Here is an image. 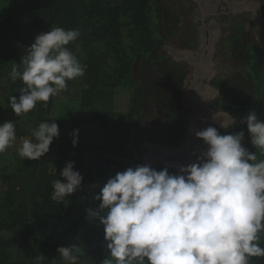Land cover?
Returning <instances> with one entry per match:
<instances>
[{
	"label": "rangeland",
	"instance_id": "obj_1",
	"mask_svg": "<svg viewBox=\"0 0 264 264\" xmlns=\"http://www.w3.org/2000/svg\"><path fill=\"white\" fill-rule=\"evenodd\" d=\"M115 1L108 0L109 3ZM148 1L151 6L148 24L150 29L162 32V46L158 56L168 58L170 79L166 84L163 83L160 96L151 100L154 113H149L147 109L140 118L131 115L113 140L115 131H107V127L109 123L112 127L115 120L105 125L91 123L85 141L108 148L110 154L118 156L128 167L150 165L157 170L167 167L170 172L178 174V166L195 162L197 156L204 151L203 141L196 138V131L209 126L218 131L221 120L227 127L233 123L232 118L223 111L224 107L240 110L245 115L255 110L264 120V59L260 62L258 72L255 73L252 69L256 61L254 49L258 46L264 48V0ZM88 8L89 0H0V11L4 12L6 21L15 27L16 32L14 40L9 37L0 40V124L13 122L21 129L15 145L0 154L2 241L10 240L18 231L4 205L3 177L29 165V160L19 157L17 149L22 138H29L34 118V110L17 117L9 107V97L19 98V90L24 87L20 80L13 82L10 73L39 34L50 32L54 27L63 28L59 25L62 17L52 16L50 10L67 12L70 19L68 26L79 31V38L68 47L84 69L86 60L92 56L106 72V79L98 89V101L93 110L126 115L132 108L131 100L136 95L135 85H130L126 78L118 80L121 84L115 85L117 79L106 53V44L91 36L93 29L102 21L100 18L90 19ZM125 11L118 14L120 40L130 61L138 55L134 44V38L138 40V36L131 32V14ZM202 18L205 19L210 36L201 24ZM13 47L16 50H11ZM154 69L158 71L159 68ZM83 78L84 76L68 81L66 91L50 98L48 115L63 118L68 126L76 117L85 114L79 106L81 92L87 88ZM208 113L214 114L218 120L214 121V116ZM135 132L141 134L140 139L136 140L140 149L138 152L132 142ZM242 145L249 152H255L249 135ZM261 156L258 153L259 159ZM42 170L49 172L50 164L46 162ZM84 180V185L66 198L63 211L66 216L74 215L85 202L93 198L94 179L88 176ZM37 223L33 220L23 244L6 251L10 264H35L37 254L33 249V241L37 238ZM68 241L69 245L66 247L75 245V239ZM102 245L97 256L85 258L79 254L78 264H102L107 256L106 242ZM54 260L55 264H64L59 253Z\"/></svg>",
	"mask_w": 264,
	"mask_h": 264
},
{
	"label": "clouds",
	"instance_id": "obj_2",
	"mask_svg": "<svg viewBox=\"0 0 264 264\" xmlns=\"http://www.w3.org/2000/svg\"><path fill=\"white\" fill-rule=\"evenodd\" d=\"M79 36L78 30L54 27L25 50L10 73L13 82L24 85L19 98L9 97L17 117L38 103L47 106L50 98L66 91L68 81L84 76V66L68 47ZM55 121L40 122L30 139L22 138L19 157H44L59 136ZM240 123L246 125L255 152L243 147L244 131L221 135L209 126L195 132L204 151L195 162L178 166V174L167 167L137 165L107 180L94 196L99 206L87 210V218L104 229L107 256L102 264H251L252 258L264 257V159L258 158V153L264 156V120L252 110ZM220 127H227L223 120ZM77 137L74 130L73 146ZM16 141L15 123L0 124V154ZM60 176L63 182L52 184L54 201L65 200L82 185L74 162ZM57 252L64 264H78L80 247ZM44 260L39 255L35 264Z\"/></svg>",
	"mask_w": 264,
	"mask_h": 264
},
{
	"label": "trees",
	"instance_id": "obj_3",
	"mask_svg": "<svg viewBox=\"0 0 264 264\" xmlns=\"http://www.w3.org/2000/svg\"><path fill=\"white\" fill-rule=\"evenodd\" d=\"M149 2L148 0H116L109 3L108 0H89L87 11L89 18H100L102 21L93 29L91 36L94 40L106 44V53L117 79L115 85L121 84L118 80L123 78H126L130 85H135L136 95L131 100L132 108L126 115L105 114L92 109V106L98 101V89L103 86L106 79V72L99 66L97 59L92 56L88 57L85 62L83 83L87 88L81 93L79 100V106L85 114L72 120L67 128L63 119H50L46 116L49 102L47 106H44L42 102L37 104L34 109L32 129L36 128L40 122L56 120L59 136L53 140L49 152L40 160H29L28 166L19 168L13 174L3 177L5 184L4 205L7 207V214L18 227V231L10 240H0V264H10L6 251L25 242L33 220L38 222L35 226L37 238L33 241V249L37 256L45 257L42 264H51L57 257V249L69 245L68 240L70 239H75V245L81 249L80 255L85 258L97 256L101 251L102 244L105 242L103 226L99 224V221H90L87 218V210L99 206L100 201H96L94 196L99 194L100 189L109 178L114 177L117 172L125 171L128 166L118 156L110 154L107 151L108 148L98 146L92 141L86 142L85 137L91 123L97 122L105 125L115 120L112 127L110 123L107 127V131H115L112 135L113 140L131 115V117L140 118L147 109L149 113L155 111L152 108L151 100L160 96V90L164 87L163 83L166 84L165 82L170 79V70L168 58L163 55L158 56L162 46L160 39L162 32L150 29L148 24L149 18H151ZM122 10L131 14V32L138 36V40L136 37L134 38L138 53L135 60L128 61L125 48L121 44L118 14ZM49 12L54 17H62L59 25L64 29L73 28L68 26L67 22L70 19L67 12L59 9ZM3 37L14 40L16 32L15 27L6 21L4 12L0 11V40ZM11 50L16 49L13 47ZM254 53L256 61L252 69L256 73L260 68L261 60L264 59V48L258 46L254 49ZM157 67L158 71L154 69ZM223 111L232 118L233 123L227 128H220L219 134H235L244 131L245 138L248 137L246 125L240 123V120L246 115L231 107H224ZM15 127L18 137L21 135V129L18 125ZM74 130H78V142L75 146L72 142ZM140 137L141 134L133 133L132 142H134L137 152L140 149L136 140ZM261 159H264V156H261ZM46 162L51 166L49 172L42 170ZM69 162H74V170L83 177L81 187L86 182L84 178L88 176L92 177L95 183L93 198L85 202L83 207L72 216H66L63 212L66 199L63 201L52 199V184L57 179L63 182L60 173ZM261 246L264 247V234L261 237ZM251 264H264V257L252 258Z\"/></svg>",
	"mask_w": 264,
	"mask_h": 264
},
{
	"label": "crops",
	"instance_id": "obj_4",
	"mask_svg": "<svg viewBox=\"0 0 264 264\" xmlns=\"http://www.w3.org/2000/svg\"><path fill=\"white\" fill-rule=\"evenodd\" d=\"M82 93V92H81ZM81 96V95H80ZM79 100H80V98H79ZM92 109H94V105L92 106ZM122 114V113H121ZM123 114H125V113H123ZM46 116L48 117V118H50V119H63V118H59V117H52V116H50V115H48V107H47V109H46ZM65 127H69V125L67 126V124H66V122H65Z\"/></svg>",
	"mask_w": 264,
	"mask_h": 264
},
{
	"label": "flooded vegetation",
	"instance_id": "obj_5",
	"mask_svg": "<svg viewBox=\"0 0 264 264\" xmlns=\"http://www.w3.org/2000/svg\"><path fill=\"white\" fill-rule=\"evenodd\" d=\"M203 17H204V15H203ZM205 19L204 18H202V20H201V24L203 25V27H204V29H206V23H205V21H204ZM206 31H207V29H206ZM208 36H210V34H209V31H207V33H206Z\"/></svg>",
	"mask_w": 264,
	"mask_h": 264
},
{
	"label": "water",
	"instance_id": "obj_6",
	"mask_svg": "<svg viewBox=\"0 0 264 264\" xmlns=\"http://www.w3.org/2000/svg\"><path fill=\"white\" fill-rule=\"evenodd\" d=\"M204 79V78H203ZM203 79H202V81H203ZM201 81V80H200ZM202 81L201 82H199L200 84L202 83ZM205 108H207V105H206V107ZM206 110V109H205ZM208 115H210V116H215L214 114H210V113H208ZM219 115H221V114H219ZM225 115H227V114H225ZM228 116V115H227Z\"/></svg>",
	"mask_w": 264,
	"mask_h": 264
}]
</instances>
